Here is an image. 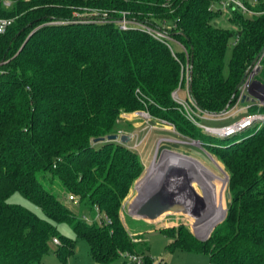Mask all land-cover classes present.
Masks as SVG:
<instances>
[{
	"label": "trees",
	"instance_id": "obj_1",
	"mask_svg": "<svg viewBox=\"0 0 264 264\" xmlns=\"http://www.w3.org/2000/svg\"><path fill=\"white\" fill-rule=\"evenodd\" d=\"M163 1L17 0L9 9L0 3V17L15 18L0 35V264H40L53 238L54 253L64 260L73 244L58 234L59 223L86 240L96 263L128 254L152 264L148 240L120 217L142 162L127 144L93 143L122 135L120 116L136 111L211 144L229 174L224 219L205 240L182 224L145 223L150 228L143 231L159 230L171 238L170 249L208 254L214 264H264V126L211 138L187 125L171 96L182 90L209 113L234 103L237 84L264 46V0H255L251 17L220 13L210 8L213 0H170V8ZM94 4L162 28L185 51H172L139 28L122 30L111 19L75 16ZM258 62L255 78L264 84V54ZM13 192L45 218L9 203Z\"/></svg>",
	"mask_w": 264,
	"mask_h": 264
},
{
	"label": "rangeland",
	"instance_id": "obj_2",
	"mask_svg": "<svg viewBox=\"0 0 264 264\" xmlns=\"http://www.w3.org/2000/svg\"><path fill=\"white\" fill-rule=\"evenodd\" d=\"M162 3L163 6L170 8L172 2L170 0H165ZM84 9L86 10L84 11ZM82 10L83 11L80 10L78 13H76L75 16H78V14H81V12H85L86 14L90 13L89 17L93 16L95 18H101L104 11H109L103 7L96 6V4L93 6H86ZM169 11L172 12L173 10ZM91 12L97 14L91 15ZM149 15L154 14L150 13ZM165 20L167 21L168 18H165ZM227 24L229 23L222 22V26H226ZM232 43L233 42H231V44L227 47L224 54L225 66L229 62ZM174 48L177 51H185L177 44H175ZM258 63H256L255 66L260 67ZM186 64H188V61L185 63V82L183 84V90L185 87L186 89L188 87V69ZM182 94V90L178 91V102L180 100L190 98L189 95L186 96L187 98H184ZM176 104L177 110L179 113H181L183 119L187 122V125H190L192 129L199 130V132L205 136L225 140L224 138L216 137L213 133H207L200 128L202 123L215 126L221 124L222 122L207 121L202 119L194 108L186 106L185 104ZM233 105L234 103L228 106L226 110L223 109L218 113H214V115L223 116L222 114H224L226 111H229ZM120 117L123 119V121L120 123V131L122 132L120 134L130 136L129 142L125 144H127L131 150L138 154L142 162V173L133 182V186L129 191V194L126 196L120 210V217L122 218L124 224L128 227L130 232L141 231V234H143L148 240V253L152 260V264H214L210 261L208 254L185 252L177 248L170 249L168 245L171 242V238L159 230L152 229L150 231L147 230V232L143 230H146L148 227L150 228V226L146 225L145 223L156 228H175L182 224L187 226L197 239L205 237L214 224H217L222 219V215L224 214V211H226L230 201L229 191L227 188L229 174L222 160L219 158L216 151L213 150L211 144H206V141L203 139H195L194 137L186 135L168 119L159 116H152L150 114L148 115L145 113L137 115L135 112L124 113ZM126 123L130 124L129 128H127ZM247 132L248 130H243L226 139L239 137L245 133L247 134ZM219 145L220 144H217V146ZM173 164L181 167H178L180 170L176 169L178 172L171 169L172 167H170V165L173 166ZM164 168L167 169L164 170ZM169 172L174 174L180 173V176L178 175V177L187 178L191 186H193L200 195L201 190L204 192V187L202 186V181H199L200 179L198 177L200 176L208 182L209 180L214 179L211 177L217 178L215 179L217 184H213L215 188H213L212 194L208 196V193L204 192L206 212L209 214L202 223L197 226L194 224V228L192 226L193 219L183 214H165L158 220L150 222L133 217L128 213L129 203L136 197V195L138 193L143 195L151 191L152 187L159 180V178L163 177L165 173ZM153 177H156V181L153 180ZM194 180H196L200 186ZM153 182H155L154 185H150ZM218 187H220L219 189L222 196V204L219 203L218 194H216L218 192ZM7 201L12 204H19L34 212L38 216L45 218L39 207L24 198L19 192H13L8 197ZM70 207L74 211L77 209L74 204H70ZM84 214L87 215L88 212L86 211ZM56 230L59 235L68 238L72 242L73 252L67 255L64 260H61L54 253L55 244L51 242V249L45 256H43L40 264H99L92 259L86 240L77 236L70 229L68 224H56ZM107 264H138V260H133L130 255L125 254L124 257H119L118 259Z\"/></svg>",
	"mask_w": 264,
	"mask_h": 264
},
{
	"label": "built area",
	"instance_id": "obj_3",
	"mask_svg": "<svg viewBox=\"0 0 264 264\" xmlns=\"http://www.w3.org/2000/svg\"><path fill=\"white\" fill-rule=\"evenodd\" d=\"M16 1L17 0H0V3L4 9H9ZM255 4V0H213L210 8H217L220 13H226L227 11H237L242 15L251 17L257 14V11L252 9ZM85 10L86 9H84V11ZM96 14H94V12H91V15ZM89 16L90 13L86 14L85 12H83L82 14H78V17ZM101 18L113 20V22L122 30L139 28L142 31H145L146 33L152 35L153 37L165 41L172 51H174L175 49V44H177L180 48H183L179 44V42L169 36L162 28H158L151 24L130 18L127 11H104ZM14 20V17H0V35L4 34L8 30V28L13 24ZM235 42L236 39L234 40L233 44ZM256 68L257 66H254V68L247 75L243 84L238 88V93L235 98L234 105L230 108L229 111H226L224 114H222L223 116L214 115V113H209L201 110L190 100V98L180 100L178 102L179 99L177 90L173 91V93L171 94L172 99L176 103L185 104L186 106L194 108L202 119L213 122H222L221 124L215 126L205 123H202L200 126L202 130L207 133H213L216 137L226 139L243 130L253 129L254 131H257L262 126H264V84L256 80ZM135 113L137 115H140L142 113L148 114L145 111H138ZM74 199L75 198L72 195L68 196L69 201H74ZM95 210H97L98 213V209L96 208ZM98 215L99 214H97V218ZM52 243L58 244V240L56 238H53ZM132 259H137L138 264H140V258L132 257Z\"/></svg>",
	"mask_w": 264,
	"mask_h": 264
},
{
	"label": "water",
	"instance_id": "obj_4",
	"mask_svg": "<svg viewBox=\"0 0 264 264\" xmlns=\"http://www.w3.org/2000/svg\"><path fill=\"white\" fill-rule=\"evenodd\" d=\"M263 54L264 46L244 71L236 89L243 84L246 76L254 68L255 64L258 63L259 58ZM259 68L260 67L256 68L257 72ZM228 105L224 110L228 108ZM129 140L130 136L128 135L112 134L107 137L96 138L93 140V143L119 141L125 144L129 142ZM178 175L180 176V173H165L164 176L155 183L151 191L143 195L137 192L138 194L136 197L129 203L128 213L133 217L150 222L158 220L165 214H183L193 219V228L194 224L197 226L202 223L209 214L205 211V202L195 188L191 186L187 178L178 177ZM224 215L220 221L224 219ZM210 232L205 237L199 238V240H205Z\"/></svg>",
	"mask_w": 264,
	"mask_h": 264
},
{
	"label": "bare ground",
	"instance_id": "obj_5",
	"mask_svg": "<svg viewBox=\"0 0 264 264\" xmlns=\"http://www.w3.org/2000/svg\"><path fill=\"white\" fill-rule=\"evenodd\" d=\"M170 167H172L171 169H173V170H176V169H178V170H180L179 168H181L180 166H176L175 164H173V166L172 165H170ZM179 167V168H178ZM168 168V167H167ZM167 168H164V170H166ZM178 170H176L177 172H178ZM187 174V173H186ZM188 175V174H187ZM162 176V175H161ZM189 176V175H188ZM154 179L153 180H155V178L156 177H153ZM191 178V177H190ZM199 179H200V181H203V183H205V186L206 187H208L207 185H206V183H207V181L205 180V179H203V178H201V177H198ZM208 178H210V177H208ZM211 178H214V179H211V180H209V183L212 185V187L213 188H215V186H213V184H217V181H215V179H217L216 177H211ZM160 179V178H159ZM194 179V178H193ZM214 180V181H213ZM156 181V180H155ZM198 185H199V183L196 181V180H194ZM223 181V180H222ZM154 183L155 182H153V183H151L150 185H154ZM200 186V185H199ZM220 187H218V189H217V193L216 194H218V200H219V203L220 204H222V202H221V194H220V189H219ZM143 189V188H142ZM202 189V188H201ZM142 192V191H141ZM202 198H203V200H204V202H205V199H204V192H203V190H201V195H200ZM220 198V199H219ZM224 204V203H223ZM205 206H206V203H205ZM205 211H206V209H205ZM216 224V223H215ZM214 224V225H215ZM214 227V226H213ZM212 227V228H213ZM206 236V235H205Z\"/></svg>",
	"mask_w": 264,
	"mask_h": 264
},
{
	"label": "flooded vegetation",
	"instance_id": "obj_6",
	"mask_svg": "<svg viewBox=\"0 0 264 264\" xmlns=\"http://www.w3.org/2000/svg\"><path fill=\"white\" fill-rule=\"evenodd\" d=\"M200 177V176H199ZM204 177V176H203ZM202 178V177H201ZM200 181V180H199ZM207 181V180H206ZM203 183V181H202ZM206 185L208 187L205 186V183L202 184V186L204 187V192L208 193V196H210L212 194L213 191V187L212 185L207 181Z\"/></svg>",
	"mask_w": 264,
	"mask_h": 264
},
{
	"label": "crops",
	"instance_id": "obj_7",
	"mask_svg": "<svg viewBox=\"0 0 264 264\" xmlns=\"http://www.w3.org/2000/svg\"><path fill=\"white\" fill-rule=\"evenodd\" d=\"M204 229H205V228H204ZM207 229H208V228H207ZM207 229H206V230H207Z\"/></svg>",
	"mask_w": 264,
	"mask_h": 264
}]
</instances>
